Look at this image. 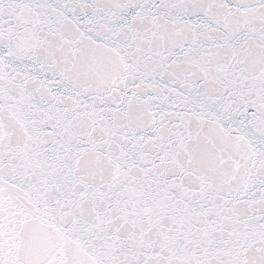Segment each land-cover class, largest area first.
Wrapping results in <instances>:
<instances>
[{
    "label": "snow or ice",
    "instance_id": "1",
    "mask_svg": "<svg viewBox=\"0 0 264 264\" xmlns=\"http://www.w3.org/2000/svg\"><path fill=\"white\" fill-rule=\"evenodd\" d=\"M0 264H264V0H0Z\"/></svg>",
    "mask_w": 264,
    "mask_h": 264
}]
</instances>
